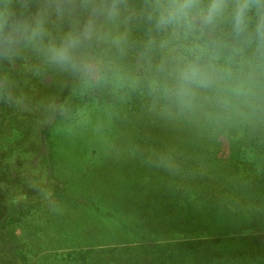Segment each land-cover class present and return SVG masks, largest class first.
Returning <instances> with one entry per match:
<instances>
[{
  "label": "clouds",
  "instance_id": "9594fccd",
  "mask_svg": "<svg viewBox=\"0 0 264 264\" xmlns=\"http://www.w3.org/2000/svg\"><path fill=\"white\" fill-rule=\"evenodd\" d=\"M25 50L166 120L264 133V0H0V60Z\"/></svg>",
  "mask_w": 264,
  "mask_h": 264
},
{
  "label": "trees",
  "instance_id": "16d2710c",
  "mask_svg": "<svg viewBox=\"0 0 264 264\" xmlns=\"http://www.w3.org/2000/svg\"><path fill=\"white\" fill-rule=\"evenodd\" d=\"M9 63L8 60H0V94H2L0 125L3 124L6 131L3 157L6 160L16 158L6 170L9 173L12 169L13 173L9 175L15 173L14 169L21 168L24 155L27 153L24 148H30V146L25 147L31 138V135H26V128L40 131L46 135L45 138L51 137L55 142L61 139L58 136V130L62 129L78 138L79 145L86 146L94 142L99 144L103 135L109 136L108 130L101 126V122L111 127L109 121L118 119L123 120V125L118 127L117 136H113L112 140L107 137L102 139L111 141L112 149H108L111 153L108 158L113 156L118 159L121 156L128 161L130 165L124 166L125 168L120 172L130 180L138 179V181L135 180L134 188L137 182L140 186H146L144 183L147 174L160 173L156 176L164 181L162 184L164 189L159 192L158 187L153 185L142 191L150 194L157 191L158 205L169 211L157 214L155 210L151 211L152 203L146 201L144 209L147 211L144 210L143 213H147L148 217L143 221L140 216L142 213H139L140 215H137L138 217L133 221V224L137 225L135 226L127 222L129 220L127 203L123 200L121 206L114 202V206L120 209L119 211H123L117 215L118 218L124 222L128 230H131L121 232L111 226L110 231L114 233V238L117 237L116 243L151 241L153 244L168 240V245H171L173 243L170 242L177 241L175 239L193 237L191 234H185L182 229L185 228L184 226L192 230L194 228L198 236L208 238L232 234L236 224L244 223L242 221L244 217L236 212L243 203L241 200H236L238 196L249 195L255 198L264 196V133L249 132L236 127L211 128L166 120L152 110L147 100L138 94H131L121 99L103 89H86L76 77L70 73L55 70L41 57L28 50L15 57L13 65ZM35 70L43 74L40 76L39 73H35ZM49 76H53L62 86V88H56V91H46V96L50 98L51 95L53 98L50 107L48 104L51 100L43 96L41 90L33 91V93L28 91L26 94L25 90L21 89L22 83L28 85V90L31 86L35 87L32 82L34 77L40 79L41 84L45 86L44 81L49 79ZM53 93H55L54 96ZM127 111L132 114V118L128 120L127 116L123 118L120 115L122 112L127 114ZM23 114L28 115L29 121L22 126V121H18V117ZM48 120L50 122L46 123ZM13 121H15L14 124L18 122L22 128L14 127ZM80 137L90 143H83ZM186 140L192 145L191 147L184 143ZM42 141L45 143V139ZM64 146L68 148L67 144ZM41 148L44 147L41 146ZM222 148H224L223 151ZM41 151L39 156L46 162V151L44 149ZM1 159L0 153V162ZM7 180H11V177L7 176ZM29 182L31 178L28 174L26 179L19 183L20 185L15 182L10 185L13 183L11 180L10 186L7 185L0 193L12 201L16 195L20 194H16V190H24ZM191 190L201 191L206 199L196 200L193 193H191L192 196L187 197L186 194ZM113 191L117 190L114 188ZM116 198L118 197L113 196L114 200ZM152 199L154 198L150 197V200ZM10 200L9 205L6 201V206L0 202V264H21L18 247L13 243V236L5 232L6 223L1 221V217L3 214V218L8 216L7 222L23 221L31 209L26 212L19 211L15 207L11 208ZM192 202H196L207 213L203 212L200 216L193 214L188 208ZM13 204L16 205V203ZM133 209H135L134 206ZM10 212L13 215L9 217ZM113 214L116 215V213ZM27 226L29 233L33 235H29L26 242L30 241L32 245L45 244L41 239H37L36 233L42 234V230L37 228L39 230L35 231L34 219L28 220ZM174 228L180 231L179 237L172 236ZM104 230L101 232L103 233ZM91 234L97 240L100 239L98 236H102L99 232H91ZM46 239L48 240L47 237ZM224 243L231 246L228 240H224ZM178 245L186 246L187 244ZM28 246L29 244H24V248ZM255 248L256 246L252 247V249ZM220 249L224 250L223 247H219L217 251ZM229 253L232 257H240L232 250ZM29 257L35 258L33 255ZM191 258L193 260L191 264H197L196 258L193 256ZM155 261L160 264H169L167 261L155 259L149 262L132 260V263L127 261L124 264H150Z\"/></svg>",
  "mask_w": 264,
  "mask_h": 264
},
{
  "label": "rangeland",
  "instance_id": "374dc122",
  "mask_svg": "<svg viewBox=\"0 0 264 264\" xmlns=\"http://www.w3.org/2000/svg\"><path fill=\"white\" fill-rule=\"evenodd\" d=\"M9 62L10 65H13L14 59ZM35 73H39L40 76L43 74L37 70H35ZM32 82L35 87L31 86L29 90L28 85L22 83L21 89H24L26 94L28 91L33 93V91L41 90L42 95L47 97V90L56 91V88H62L60 82L55 81L53 76H49V79L44 81L45 86L36 77L32 79ZM55 93L52 95L54 96ZM1 97L2 94H0ZM47 98L51 100L48 104L50 107L53 98L51 95L50 98ZM8 112L10 114L9 109ZM123 113L125 112L120 113L123 118L125 116H127V120L132 118V114L128 111L127 114ZM7 118H9L8 115ZM19 120L22 121L23 126L24 123L29 121V117L23 114L18 117ZM48 122L50 120L46 123ZM109 122L111 127L105 126V122L100 123L102 127L108 130L109 136L103 135L104 137L100 138L99 144L94 142L86 146L79 145L78 138L71 136L62 129L58 130V136L61 139L55 142L51 137L45 138L46 135L40 133V131L26 128V135H31V138L25 147L30 146V148H24L27 153L24 155L25 158L23 157V165L20 169L13 168L15 173L10 175L9 173H13L12 169L9 173L6 170L16 158L6 160L3 157L6 131L3 124L0 125V153L2 155L0 191L7 185L14 184V182L19 184L24 181L27 174L31 178V182L27 187L25 186L24 190H16V194H20L16 195L12 201L9 197H4L0 193V202L3 203V206H6V201L9 205L10 200L11 208L15 207L19 211L24 210L26 212L31 209L29 215L23 221H15L14 223L11 220L7 222L8 216L3 218L4 214L3 216L1 214V221L6 223L5 232L13 236V243L18 247L21 264H124L132 260L149 262L152 259L167 261L169 264H191L193 262L191 256L196 258L197 264H264V196L260 198L249 195L238 196L236 200H241L243 203L236 212L244 217V220H242L244 223L239 222L238 225L236 224L232 234L208 238L198 236L196 229L193 228L192 230L184 226L185 228L182 229L185 234H191L193 237L175 239L177 241L170 242L173 243L171 245H168V240L154 242L153 244L150 241L147 242L149 245L141 241L116 243L117 237L114 238V233L110 231L111 226L121 232H130L131 230H128L124 226V222L118 218L117 215L123 213V211H119L120 209L114 206V202L121 206L123 200L127 203V206H129L127 211L129 220L127 222L131 225H135L133 221L138 217L137 215H140L139 213H142L140 216L143 221L147 219L148 214L143 213L144 210L147 211V209H144V202L146 201L152 203L153 208L151 211L155 210L157 214L169 210L158 205L156 200L157 191L152 194L142 191V189L153 185L158 187L159 192L163 190L164 186L162 184L164 181L156 176L160 173L147 174L144 183L146 186H140L137 182L134 188L135 180L138 181V179L130 180L124 177V173L120 172L128 167V161L121 156L118 159L113 156L108 158L111 154L108 149H112L111 141L102 139L107 137V139L112 140L113 136H117L118 127L123 125V120H110ZM14 123L15 121H13ZM14 125L17 129L22 128L18 122ZM42 139H45V143ZM80 139L83 143H90L82 140V137ZM184 143L188 147L192 146L188 140ZM65 144L68 145V148L64 146ZM41 146L44 148H41ZM42 149L47 154L46 162L43 161V157L39 156ZM33 159H36V161L33 162ZM7 176L11 177L13 183H10L11 180H7ZM113 187L117 191H113ZM191 193H193L196 200L199 198L206 199L201 191L194 192L192 190L186 194L187 197L192 196ZM113 196L118 198L114 200ZM150 197L154 199L150 200ZM13 203H16V205ZM133 206L135 209H133ZM188 208L197 216H200L203 212L207 213L196 202L190 203ZM113 213H116V215ZM10 215L13 214L10 212L9 217ZM32 219H34L35 231L39 230L37 228L42 230V234L36 233L37 239H41L45 244L32 245L30 241L26 242L28 236L33 235V233H29L27 226L28 220ZM103 229L105 230L102 233L101 230ZM202 229L207 228L202 227ZM91 232H99L102 236H98L100 239L97 240ZM180 234L178 229H173L172 236L179 237ZM224 240H228L231 246L224 243ZM181 243L187 245H178ZM24 244H29V246L24 248ZM253 246H256V248L252 249ZM219 247H223L224 250L217 251ZM231 250L242 258L232 257L229 253ZM29 255H33L35 258L31 259ZM150 264L160 263L155 261Z\"/></svg>",
  "mask_w": 264,
  "mask_h": 264
}]
</instances>
